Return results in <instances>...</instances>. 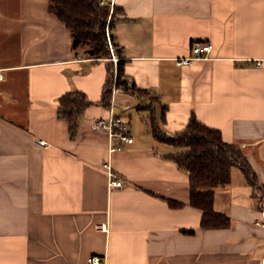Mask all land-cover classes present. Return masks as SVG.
<instances>
[{
	"label": "crops",
	"instance_id": "obj_1",
	"mask_svg": "<svg viewBox=\"0 0 264 264\" xmlns=\"http://www.w3.org/2000/svg\"><path fill=\"white\" fill-rule=\"evenodd\" d=\"M106 1L125 82L166 106L160 129L172 135L194 114L243 148L256 185L233 167L214 196L231 224L202 228L189 173L169 156L181 148L153 136L151 97L113 81L105 104L111 58L74 47L50 0H0V264H264V0ZM194 41L211 51L176 64ZM71 90L91 101L74 136L57 113ZM111 112L131 127L132 143L113 139L122 150L95 126Z\"/></svg>",
	"mask_w": 264,
	"mask_h": 264
},
{
	"label": "trees",
	"instance_id": "obj_2",
	"mask_svg": "<svg viewBox=\"0 0 264 264\" xmlns=\"http://www.w3.org/2000/svg\"><path fill=\"white\" fill-rule=\"evenodd\" d=\"M49 9L69 29L74 47H82L85 56L94 59L111 57L109 44H114L112 27L117 19V7L102 4L101 0H50ZM114 67L113 63H108V78L103 90V102L107 105L111 101L115 80ZM124 76V61L119 59L116 85L138 95H149L152 99L149 106L153 113L150 117L153 136L158 141L181 148L169 156L189 173V203L202 210L201 227L229 226L230 217L214 209V196L217 188L231 182L235 166L241 168L250 183L256 185L254 171L243 148L225 141L220 130L199 122L194 114L184 129L172 135L164 133L156 122V111L160 107L164 118L166 106L148 91L134 84L129 86ZM90 104L86 94L79 90L67 91L59 98L57 113L59 118L69 122L71 136L75 135L79 117ZM263 196L264 187H260L257 197L260 203ZM170 203L181 205L177 201Z\"/></svg>",
	"mask_w": 264,
	"mask_h": 264
},
{
	"label": "built area",
	"instance_id": "obj_3",
	"mask_svg": "<svg viewBox=\"0 0 264 264\" xmlns=\"http://www.w3.org/2000/svg\"><path fill=\"white\" fill-rule=\"evenodd\" d=\"M102 4H107L106 0H101ZM112 7V5H111ZM192 54L187 57H180L176 58L175 62L178 65H190L195 59L204 57L207 53H209L212 49L211 44L209 43H202L201 41H194L192 44ZM119 59V58H118ZM118 60H114L115 62V82H116V64ZM115 104L111 102V107ZM95 126L98 130L106 133L109 137V148L110 151H117L122 150V145H114L113 139L114 137H118L122 143H132L134 138L131 134V127L130 124L125 121L122 117L117 116L111 112L109 117H101L95 120ZM40 145L45 146L44 141L38 142ZM110 170V169H109ZM111 171V170H110ZM109 171V179H110V186L115 187H123V182L116 178V175ZM261 211L264 213V196L260 203ZM264 226V219L261 222ZM89 262L92 264H100L103 262L102 258L99 256H91L89 258Z\"/></svg>",
	"mask_w": 264,
	"mask_h": 264
},
{
	"label": "rangeland",
	"instance_id": "obj_4",
	"mask_svg": "<svg viewBox=\"0 0 264 264\" xmlns=\"http://www.w3.org/2000/svg\"><path fill=\"white\" fill-rule=\"evenodd\" d=\"M112 10V9H111ZM109 47H110V50H111V59H110V61L115 65V62H114V60L116 59V60H118L119 61V57H118V55H117V52H116V49H115V46L113 45V44H109ZM117 61V62H118ZM115 73V72H114Z\"/></svg>",
	"mask_w": 264,
	"mask_h": 264
}]
</instances>
